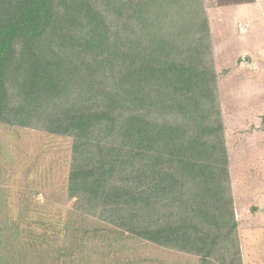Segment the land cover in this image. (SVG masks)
I'll return each mask as SVG.
<instances>
[{
    "label": "trees",
    "instance_id": "trees-1",
    "mask_svg": "<svg viewBox=\"0 0 264 264\" xmlns=\"http://www.w3.org/2000/svg\"><path fill=\"white\" fill-rule=\"evenodd\" d=\"M205 0H0V125L71 140L85 237L244 264Z\"/></svg>",
    "mask_w": 264,
    "mask_h": 264
},
{
    "label": "rangeland",
    "instance_id": "rangeland-1",
    "mask_svg": "<svg viewBox=\"0 0 264 264\" xmlns=\"http://www.w3.org/2000/svg\"><path fill=\"white\" fill-rule=\"evenodd\" d=\"M205 2L243 260L264 264V0ZM70 154V139L0 125V264L197 263L128 235L84 239L95 221L67 199Z\"/></svg>",
    "mask_w": 264,
    "mask_h": 264
}]
</instances>
